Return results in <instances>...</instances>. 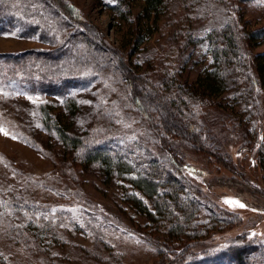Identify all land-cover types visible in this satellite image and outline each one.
<instances>
[{"label":"trees","instance_id":"obj_1","mask_svg":"<svg viewBox=\"0 0 264 264\" xmlns=\"http://www.w3.org/2000/svg\"><path fill=\"white\" fill-rule=\"evenodd\" d=\"M244 1L145 0L152 23L141 29L130 1H107L132 33L115 45L70 0H0V35L51 46L0 53V93L56 99L39 104L40 128L73 154L70 165L96 164L104 183L120 180L121 200L145 217L141 229L167 264H264V239L226 236L241 215L202 189L196 175L207 171L187 159L228 167L235 134L264 178V25H248ZM159 20L169 28L163 47H142L161 31ZM196 46L211 61L190 81L181 74ZM92 87L97 120L75 132L83 111L76 94ZM32 186L9 199L0 192V236L34 262L53 264L60 239ZM10 255L0 252V264H18Z\"/></svg>","mask_w":264,"mask_h":264},{"label":"rangeland","instance_id":"obj_2","mask_svg":"<svg viewBox=\"0 0 264 264\" xmlns=\"http://www.w3.org/2000/svg\"><path fill=\"white\" fill-rule=\"evenodd\" d=\"M70 1L80 8L87 23L98 29L110 43L123 45L130 39V25L108 8L107 1L110 0ZM128 1L133 7L134 25L138 22L141 29L152 23L144 14L145 0ZM241 7L249 26L264 25V0H245ZM178 13H182L181 9ZM159 25L161 31L158 29L146 37L142 47L151 44L154 50L163 47L166 38L162 36L169 28L162 20ZM204 25L205 22H200L195 29ZM50 47L18 33L0 35V53ZM257 51H264V43ZM190 52L191 60L185 63L181 75L194 81L211 58L202 46H196ZM135 56L136 53L132 55L133 60ZM76 95L83 108L72 118L74 131L78 132L89 129L91 123L96 122L97 110L93 87ZM45 99L56 101L54 98L0 93V192L9 199L8 192L18 195L28 186V181L33 184L32 196L38 199L36 203L43 205L60 239L53 245V264H167L168 256L160 253L155 239H149L144 233L147 229H141L145 217L121 200L120 180L104 183L96 164L87 168L70 165L73 154H69L56 137L40 128L38 107ZM261 100L264 109V95ZM230 136L234 140L229 146L232 160L226 165L228 167L210 164L199 155H189L187 159L207 171L196 175L203 184L202 189L213 194L220 205L241 215V226L231 229L226 236L236 237L249 231L248 235L256 234L264 239V178L254 165L251 168L253 153L235 134ZM0 252L15 256L18 264H38L1 236Z\"/></svg>","mask_w":264,"mask_h":264},{"label":"snow or ice","instance_id":"obj_3","mask_svg":"<svg viewBox=\"0 0 264 264\" xmlns=\"http://www.w3.org/2000/svg\"><path fill=\"white\" fill-rule=\"evenodd\" d=\"M227 202H228V203H237V204L239 203V202H234V201H227ZM239 206H240V207H244V205H242V204H240Z\"/></svg>","mask_w":264,"mask_h":264}]
</instances>
